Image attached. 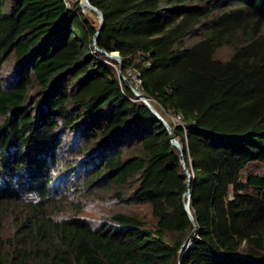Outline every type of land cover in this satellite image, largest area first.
<instances>
[{
    "label": "trees",
    "instance_id": "1",
    "mask_svg": "<svg viewBox=\"0 0 264 264\" xmlns=\"http://www.w3.org/2000/svg\"><path fill=\"white\" fill-rule=\"evenodd\" d=\"M87 1L0 0V264H264V0ZM72 176L151 220L52 218Z\"/></svg>",
    "mask_w": 264,
    "mask_h": 264
},
{
    "label": "rangeland",
    "instance_id": "2",
    "mask_svg": "<svg viewBox=\"0 0 264 264\" xmlns=\"http://www.w3.org/2000/svg\"><path fill=\"white\" fill-rule=\"evenodd\" d=\"M80 0V6L85 14L94 17L97 23L99 22V16L91 11L89 8H84ZM228 55L227 49H220L217 53L218 58L224 59ZM115 62L119 63L116 59ZM122 76V74H121ZM122 78V77H121ZM152 109L158 113L155 105L149 103ZM159 114V113H158ZM160 115V114H159ZM161 116V115H160ZM80 160V159H79ZM79 160H72L73 169L78 166ZM77 161V162H76ZM59 171H64L62 166ZM71 187L69 193H62L60 189L55 204H52L48 212L52 218L56 220H64L70 217H79L86 220L92 227H97L107 219L109 215L116 212H124L130 214H137L147 220H151L150 208L148 205H132L124 204L116 198L117 190H107L99 187L98 185L87 186L83 184V176H72ZM82 188L79 192L78 188ZM74 188V189H73ZM73 189V190H72ZM81 193V195L79 194ZM129 192L123 191L121 197H127ZM57 203V204H56ZM16 211H5L0 213V239L12 237L17 231V218L15 219Z\"/></svg>",
    "mask_w": 264,
    "mask_h": 264
},
{
    "label": "built area",
    "instance_id": "3",
    "mask_svg": "<svg viewBox=\"0 0 264 264\" xmlns=\"http://www.w3.org/2000/svg\"><path fill=\"white\" fill-rule=\"evenodd\" d=\"M117 61H119L120 63V59L119 57H117L116 59ZM121 76V75H120ZM122 79H124L125 81H127L131 87V90L133 92V95H134V99L135 100H140V101H145L148 102V104L150 103V100L145 98L142 94V82H141V79L139 78V74L134 71V70H129L127 72V74L125 76H121ZM173 121L175 122H179V117H171ZM184 174L187 176H190V174L188 173V171H184Z\"/></svg>",
    "mask_w": 264,
    "mask_h": 264
},
{
    "label": "water",
    "instance_id": "4",
    "mask_svg": "<svg viewBox=\"0 0 264 264\" xmlns=\"http://www.w3.org/2000/svg\"><path fill=\"white\" fill-rule=\"evenodd\" d=\"M85 1H86V3L88 4V6L90 7L91 11H93L94 13H96V14L99 16L98 29L100 30V28H101V26H102V16H101V13H100L96 8L92 7V6L88 3L87 0H85ZM113 54H114V56H112V54H106V56H107L108 58H111V59H117V57H118L117 53H113ZM144 103H145L147 106H149V109H150V110L152 111V113L157 117V119H158V120H159V121H160L165 127H167L165 120H164V119H163V118H162L157 112H155V111L152 109V107L148 104V102H146V100L144 101ZM171 143H172L175 147H177V148L179 149L178 143L175 141V139H173V137H171ZM183 171H185V172L187 171V169L185 168L184 164H183ZM187 179H188V186H189L190 176H188ZM186 194H187V202H186V204H185L184 209H185L187 215L189 216L190 220H192L191 215H190V212H189V206H188V202H189L190 195H189V192H186ZM193 226L195 227V224H194V223H193Z\"/></svg>",
    "mask_w": 264,
    "mask_h": 264
},
{
    "label": "bare ground",
    "instance_id": "5",
    "mask_svg": "<svg viewBox=\"0 0 264 264\" xmlns=\"http://www.w3.org/2000/svg\"><path fill=\"white\" fill-rule=\"evenodd\" d=\"M82 5H83L84 7L88 6V4L86 3L85 0L82 1ZM88 7H89V6H88ZM89 8H90V7H89ZM112 56H114V54H112Z\"/></svg>",
    "mask_w": 264,
    "mask_h": 264
}]
</instances>
